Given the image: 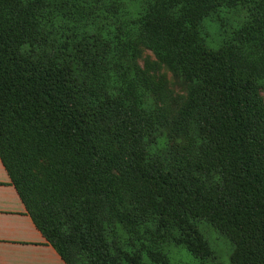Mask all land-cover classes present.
<instances>
[{
    "label": "trees",
    "instance_id": "1",
    "mask_svg": "<svg viewBox=\"0 0 264 264\" xmlns=\"http://www.w3.org/2000/svg\"><path fill=\"white\" fill-rule=\"evenodd\" d=\"M79 1L0 0V160L37 229L66 264H167L209 253L205 221L264 264V0ZM141 47L186 85L175 116L130 80Z\"/></svg>",
    "mask_w": 264,
    "mask_h": 264
},
{
    "label": "rangeland",
    "instance_id": "2",
    "mask_svg": "<svg viewBox=\"0 0 264 264\" xmlns=\"http://www.w3.org/2000/svg\"><path fill=\"white\" fill-rule=\"evenodd\" d=\"M77 4L83 6L84 9L90 6L89 0L87 2L86 0H80ZM77 4L74 3L75 11H79L81 8ZM89 11L92 12L93 8ZM203 24L209 30L211 38H214L213 40L219 44L221 42L219 39L224 36L223 30L218 26L216 28L213 23L210 24L209 20H206ZM120 64L109 66L108 69L100 65L99 68L103 74L101 77L107 79L111 85L118 86L119 83H123L125 78L120 73L127 70L128 67L126 65L122 67ZM136 64L146 73V77L131 73L129 75L131 82L137 85L145 98H154L157 105L166 108L168 117L170 115L175 116L179 108L185 103L187 97L186 85L177 81L168 66L145 47H141ZM136 77L137 79L139 77V83L135 82ZM260 88V94L264 100V86L260 85ZM140 99H142V104L150 106L149 101L151 99H143V97ZM197 227L208 244L209 253L203 257H198L192 254L184 245L169 242L164 247L167 264H231L230 252L232 245L230 241L205 221H200Z\"/></svg>",
    "mask_w": 264,
    "mask_h": 264
},
{
    "label": "crops",
    "instance_id": "3",
    "mask_svg": "<svg viewBox=\"0 0 264 264\" xmlns=\"http://www.w3.org/2000/svg\"><path fill=\"white\" fill-rule=\"evenodd\" d=\"M0 264H66L26 212L1 160Z\"/></svg>",
    "mask_w": 264,
    "mask_h": 264
}]
</instances>
